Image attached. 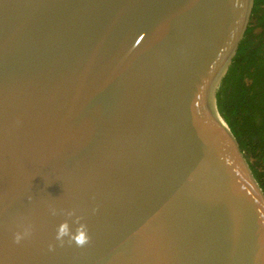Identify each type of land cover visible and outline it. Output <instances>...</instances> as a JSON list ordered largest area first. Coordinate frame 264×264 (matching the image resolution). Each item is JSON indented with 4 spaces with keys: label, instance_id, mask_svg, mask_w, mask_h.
I'll return each instance as SVG.
<instances>
[{
    "label": "water",
    "instance_id": "95a60500",
    "mask_svg": "<svg viewBox=\"0 0 264 264\" xmlns=\"http://www.w3.org/2000/svg\"><path fill=\"white\" fill-rule=\"evenodd\" d=\"M253 4L0 0V264H264L217 99ZM72 209L83 248L55 241Z\"/></svg>",
    "mask_w": 264,
    "mask_h": 264
},
{
    "label": "trees",
    "instance_id": "16d2710c",
    "mask_svg": "<svg viewBox=\"0 0 264 264\" xmlns=\"http://www.w3.org/2000/svg\"><path fill=\"white\" fill-rule=\"evenodd\" d=\"M262 49H264V0H254L247 29L232 60L225 81L230 79L231 74H234L235 66L240 62L246 63V71L251 66L255 65L256 67L255 60H257ZM236 83L235 93L231 97L233 102L225 103V99L220 100L221 89L219 90L217 94L219 110L234 134L254 177L264 191V150H258L259 141L263 140L264 142V128H258L254 125L257 118H250V111L247 109V100H249L250 95H248L249 90L245 83L242 79ZM250 158L255 160L254 165L251 164Z\"/></svg>",
    "mask_w": 264,
    "mask_h": 264
},
{
    "label": "flooded vegetation",
    "instance_id": "af4514ba",
    "mask_svg": "<svg viewBox=\"0 0 264 264\" xmlns=\"http://www.w3.org/2000/svg\"><path fill=\"white\" fill-rule=\"evenodd\" d=\"M256 67L251 66L248 71H246V63L240 62L236 64L234 74H231L230 79L222 81L219 90L220 92V100L232 101L231 97L233 93H235L238 80L242 79L245 83V86L249 90V100L248 103V111H250V118H257L256 124L252 122V124L256 125L258 128H264V49L261 50L260 55L257 60H255ZM248 65V63H247ZM230 68V67H229ZM222 86V88H221ZM218 90V92H219ZM258 150H264V142L260 140L258 143ZM251 164L255 162L253 158H250ZM254 165V164H253Z\"/></svg>",
    "mask_w": 264,
    "mask_h": 264
},
{
    "label": "clouds",
    "instance_id": "9594fccd",
    "mask_svg": "<svg viewBox=\"0 0 264 264\" xmlns=\"http://www.w3.org/2000/svg\"><path fill=\"white\" fill-rule=\"evenodd\" d=\"M93 211H96L95 209ZM52 214L56 215V210L52 209ZM63 215L66 217L56 228L55 241L59 242V246L63 247L65 243L69 246L75 245L78 248H83L91 241L89 229L86 223H83V217L76 214V210H63ZM71 221L76 225L75 230L70 227ZM31 226H26L23 231L14 234V243L20 244L22 240L31 235ZM67 238V240H65ZM56 245L49 244V251H54Z\"/></svg>",
    "mask_w": 264,
    "mask_h": 264
}]
</instances>
